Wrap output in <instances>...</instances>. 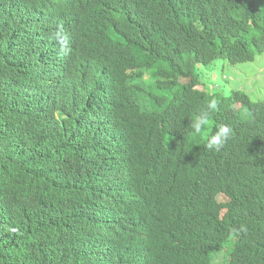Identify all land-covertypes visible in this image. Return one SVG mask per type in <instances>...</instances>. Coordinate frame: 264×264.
I'll use <instances>...</instances> for the list:
<instances>
[{
  "label": "trees",
  "instance_id": "trees-1",
  "mask_svg": "<svg viewBox=\"0 0 264 264\" xmlns=\"http://www.w3.org/2000/svg\"><path fill=\"white\" fill-rule=\"evenodd\" d=\"M56 1L0 0V164L19 185L0 193V216L17 231L12 239L0 225V264H92L78 251L99 228L96 197L73 159L89 134L107 139L105 164L121 155L128 167L116 187H132L136 207L141 197L156 213L151 264H208L232 232L228 264H264V98L214 92L197 72L216 59L264 56V0H83L69 73L87 108L79 116L50 92L58 125L31 139L38 128L7 101V53L46 32ZM67 84L68 74L56 88ZM210 90L220 104L209 134L232 129L219 151L191 130ZM129 240L138 242L135 230Z\"/></svg>",
  "mask_w": 264,
  "mask_h": 264
},
{
  "label": "clouds",
  "instance_id": "clouds-1",
  "mask_svg": "<svg viewBox=\"0 0 264 264\" xmlns=\"http://www.w3.org/2000/svg\"><path fill=\"white\" fill-rule=\"evenodd\" d=\"M82 1L57 0L53 4V12L44 21L46 32L28 37L23 42H16L8 49L7 57L12 69L7 101L24 122L38 128L31 139L51 134L58 125V115L54 111L50 92L62 103L78 108L79 116L87 108L81 94L75 92L76 82L69 73L77 23L82 20L74 7ZM67 74V86L56 88ZM210 89L214 91L213 87ZM213 91H209L210 99L207 100L206 108L196 114L191 130L195 135L207 137L205 147L208 150L219 151L229 140L232 129L227 124H218L209 134L210 117L219 111L220 104ZM78 139L81 141L73 159L77 167L84 170L78 173V177L81 174L87 177L89 190L96 197V216L99 222L94 241L79 249L78 258L87 262L92 260V264H97L99 257L110 264H151L148 251L152 247L156 213L144 211L141 197L140 207H136L132 187H116L128 178V167L121 155L120 161H112L110 164L101 160L107 139L95 134ZM0 193H19V185L12 176L8 163L0 164ZM235 217L236 226L240 227L238 215ZM0 225L12 230V239L17 236L15 224L9 220L8 215L0 216ZM133 230L138 235L137 243L129 240ZM228 241L231 245L226 249L228 253L223 263L228 264L236 242L234 232L210 254L211 261L208 264L213 262L214 254L224 249ZM47 250L42 258L46 257Z\"/></svg>",
  "mask_w": 264,
  "mask_h": 264
},
{
  "label": "rangeland",
  "instance_id": "rangeland-1",
  "mask_svg": "<svg viewBox=\"0 0 264 264\" xmlns=\"http://www.w3.org/2000/svg\"><path fill=\"white\" fill-rule=\"evenodd\" d=\"M199 80L207 88L223 95L240 90L253 100L264 98V56L253 61L230 64L225 59H216L212 63L199 65ZM173 94V93H172ZM231 242H226L224 249L217 251L211 264H223Z\"/></svg>",
  "mask_w": 264,
  "mask_h": 264
},
{
  "label": "bare ground",
  "instance_id": "bare-ground-1",
  "mask_svg": "<svg viewBox=\"0 0 264 264\" xmlns=\"http://www.w3.org/2000/svg\"><path fill=\"white\" fill-rule=\"evenodd\" d=\"M92 262V260H89V263H91Z\"/></svg>",
  "mask_w": 264,
  "mask_h": 264
}]
</instances>
